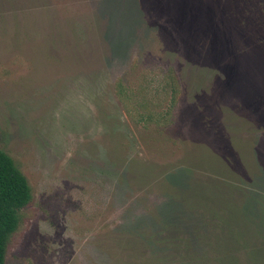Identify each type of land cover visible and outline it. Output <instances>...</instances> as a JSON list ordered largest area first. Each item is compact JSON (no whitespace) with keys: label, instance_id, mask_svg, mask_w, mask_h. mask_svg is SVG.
<instances>
[{"label":"rangeland","instance_id":"1","mask_svg":"<svg viewBox=\"0 0 264 264\" xmlns=\"http://www.w3.org/2000/svg\"><path fill=\"white\" fill-rule=\"evenodd\" d=\"M0 147L6 264H264V0H0Z\"/></svg>","mask_w":264,"mask_h":264},{"label":"trees","instance_id":"2","mask_svg":"<svg viewBox=\"0 0 264 264\" xmlns=\"http://www.w3.org/2000/svg\"><path fill=\"white\" fill-rule=\"evenodd\" d=\"M121 88L120 95L128 98L126 90ZM164 90H171L172 100L176 98L177 86L175 77L169 74L166 77ZM153 104L155 102L153 101ZM152 103L148 100H140L136 104L135 112L140 122L160 121L162 115L154 113L150 109ZM33 198L32 187L16 164L13 157L0 147V264H6L7 247L12 234L18 229L21 222V210L26 207Z\"/></svg>","mask_w":264,"mask_h":264}]
</instances>
